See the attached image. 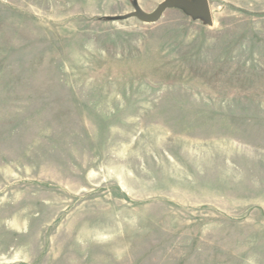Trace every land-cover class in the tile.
I'll list each match as a JSON object with an SVG mask.
<instances>
[{
	"label": "rangeland",
	"instance_id": "obj_1",
	"mask_svg": "<svg viewBox=\"0 0 264 264\" xmlns=\"http://www.w3.org/2000/svg\"><path fill=\"white\" fill-rule=\"evenodd\" d=\"M163 1L0 0V264H264V0Z\"/></svg>",
	"mask_w": 264,
	"mask_h": 264
},
{
	"label": "water",
	"instance_id": "obj_2",
	"mask_svg": "<svg viewBox=\"0 0 264 264\" xmlns=\"http://www.w3.org/2000/svg\"><path fill=\"white\" fill-rule=\"evenodd\" d=\"M170 7H181L193 15H203L210 24H213V18L210 9L209 0H164L153 15L146 16L149 21H158L166 9Z\"/></svg>",
	"mask_w": 264,
	"mask_h": 264
}]
</instances>
